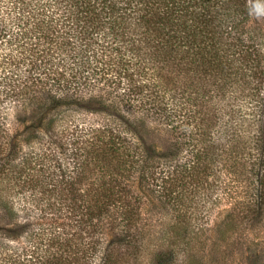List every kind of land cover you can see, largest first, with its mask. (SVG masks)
<instances>
[{"label":"trees","instance_id":"16d2710c","mask_svg":"<svg viewBox=\"0 0 264 264\" xmlns=\"http://www.w3.org/2000/svg\"><path fill=\"white\" fill-rule=\"evenodd\" d=\"M263 9L0 0V264H143L151 247L172 264L202 240L206 197L238 224L212 242L223 263L260 244ZM94 45L101 67L78 64Z\"/></svg>","mask_w":264,"mask_h":264},{"label":"rangeland","instance_id":"374dc122","mask_svg":"<svg viewBox=\"0 0 264 264\" xmlns=\"http://www.w3.org/2000/svg\"><path fill=\"white\" fill-rule=\"evenodd\" d=\"M262 5L264 6V0H261ZM262 15L264 16V9L262 10ZM264 20V19H263ZM110 45L111 47L107 49L110 55V58L120 56L124 57L125 60L129 59L133 55V47L129 45L124 39L116 38L115 35L110 37ZM94 45L93 50H88V53L85 51L81 52L82 55L80 58L75 59L78 61V64L89 65L91 67L99 66L97 63L100 61V56H95L93 51L98 50L100 47ZM101 67V66H99ZM98 69V67H97ZM157 145V143H156ZM217 190V189H216ZM205 194L213 195L214 192H208L207 190H202ZM219 192V191H218ZM224 194V193H220ZM215 197L205 198L206 201H209L202 208L199 219H196V222L200 223V234L202 235V240H197L196 248L191 250V252H181L179 254V261L175 260L172 264H229L222 262V256H220L218 249L212 247V242L218 240L221 236V231H226L227 236H231L234 234V231L238 230V224L234 222L233 216L230 219L231 206L229 203L225 202L226 200L214 201ZM150 205L146 204L143 208V212H149ZM165 222L168 224L169 219H166ZM155 225L161 224V222L154 219ZM156 230H158L156 228ZM234 236V235H233ZM156 242L154 243V247H156ZM154 249L151 247L150 249L144 250L141 254V262L143 264H147L152 256ZM230 254L231 260H233L232 264H264V239L260 241V244L252 247V248H233V251Z\"/></svg>","mask_w":264,"mask_h":264}]
</instances>
